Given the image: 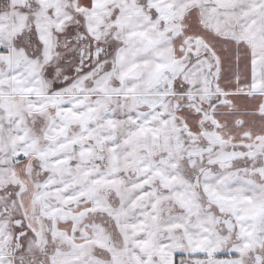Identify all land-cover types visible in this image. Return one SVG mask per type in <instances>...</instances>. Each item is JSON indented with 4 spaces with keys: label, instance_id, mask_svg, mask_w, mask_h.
Masks as SVG:
<instances>
[{
    "label": "snow or ice",
    "instance_id": "snow-or-ice-1",
    "mask_svg": "<svg viewBox=\"0 0 264 264\" xmlns=\"http://www.w3.org/2000/svg\"><path fill=\"white\" fill-rule=\"evenodd\" d=\"M0 264H264V0H0Z\"/></svg>",
    "mask_w": 264,
    "mask_h": 264
}]
</instances>
